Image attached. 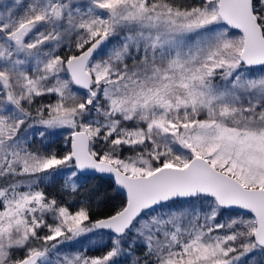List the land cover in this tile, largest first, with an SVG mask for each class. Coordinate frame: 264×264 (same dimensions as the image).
Wrapping results in <instances>:
<instances>
[{
	"label": "snow or ice",
	"instance_id": "1",
	"mask_svg": "<svg viewBox=\"0 0 264 264\" xmlns=\"http://www.w3.org/2000/svg\"><path fill=\"white\" fill-rule=\"evenodd\" d=\"M0 264H264V0H0Z\"/></svg>",
	"mask_w": 264,
	"mask_h": 264
},
{
	"label": "trees",
	"instance_id": "2",
	"mask_svg": "<svg viewBox=\"0 0 264 264\" xmlns=\"http://www.w3.org/2000/svg\"><path fill=\"white\" fill-rule=\"evenodd\" d=\"M98 183H100V182L99 181H95V180L87 182L84 185V187H82L80 189L79 193L77 194V198L78 199H84V198H86L89 195V193L96 187V185ZM101 186L103 188H107V184L106 183L102 184ZM51 190L52 191H55V189H51ZM107 194L108 195H112V192L109 190ZM92 254H96V253H92Z\"/></svg>",
	"mask_w": 264,
	"mask_h": 264
}]
</instances>
